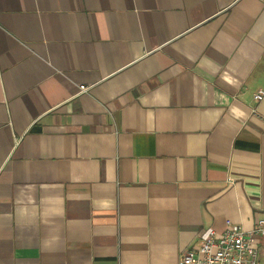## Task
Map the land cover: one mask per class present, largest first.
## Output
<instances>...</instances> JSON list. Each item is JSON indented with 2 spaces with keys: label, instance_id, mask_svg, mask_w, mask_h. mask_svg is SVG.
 I'll return each instance as SVG.
<instances>
[{
  "label": "crops",
  "instance_id": "crops-1",
  "mask_svg": "<svg viewBox=\"0 0 264 264\" xmlns=\"http://www.w3.org/2000/svg\"><path fill=\"white\" fill-rule=\"evenodd\" d=\"M261 89L264 0H0V264H181L252 230Z\"/></svg>",
  "mask_w": 264,
  "mask_h": 264
},
{
  "label": "built area",
  "instance_id": "built-area-1",
  "mask_svg": "<svg viewBox=\"0 0 264 264\" xmlns=\"http://www.w3.org/2000/svg\"><path fill=\"white\" fill-rule=\"evenodd\" d=\"M80 87V93H87ZM255 101L264 99V90L255 94ZM234 183V179H229ZM264 238V218L252 230L227 221L226 230H211L197 249H187L181 255V264H260L259 249Z\"/></svg>",
  "mask_w": 264,
  "mask_h": 264
}]
</instances>
